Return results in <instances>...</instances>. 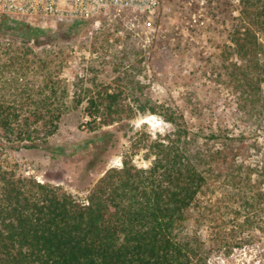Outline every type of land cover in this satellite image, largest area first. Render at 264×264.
I'll use <instances>...</instances> for the list:
<instances>
[{
	"label": "trees",
	"instance_id": "1",
	"mask_svg": "<svg viewBox=\"0 0 264 264\" xmlns=\"http://www.w3.org/2000/svg\"><path fill=\"white\" fill-rule=\"evenodd\" d=\"M241 3L246 20L232 37L234 51L254 64L234 76L249 113L263 99L256 69L264 48V3ZM0 25L8 26L4 20ZM48 64L37 65L47 70ZM38 87L50 94L31 97L27 116L0 100L1 146L61 152L49 142L69 107L54 82ZM119 98L106 90L89 99L84 115L90 132L133 116ZM164 118L173 127L146 145L149 166L137 167L133 150L85 198L0 168V264H210L213 254L246 245L257 246L264 258V157L247 163L234 139L194 130L177 107ZM103 139L97 135L98 143Z\"/></svg>",
	"mask_w": 264,
	"mask_h": 264
},
{
	"label": "rangeland",
	"instance_id": "2",
	"mask_svg": "<svg viewBox=\"0 0 264 264\" xmlns=\"http://www.w3.org/2000/svg\"><path fill=\"white\" fill-rule=\"evenodd\" d=\"M246 9L241 0H159L151 12L109 11L79 26L43 21L42 28L27 25L32 30L25 35L27 28L0 25L1 102L27 116L34 108L31 97L50 94L49 88L38 87L49 80L69 107L49 142L61 152L0 145V168L59 184L85 198L104 172L119 167L133 150V163L148 167L146 145L172 130L164 117L176 107L189 127L234 139L247 163L260 161L264 48L256 69L263 79V99L249 113L240 105L241 87L234 76L254 64L236 55L232 41L235 30L243 29ZM43 61L49 63L47 70L37 65ZM106 90L119 94L133 116L90 132L84 115L88 101ZM99 134L104 135L102 143ZM260 251L246 245L213 254L209 262L264 264Z\"/></svg>",
	"mask_w": 264,
	"mask_h": 264
},
{
	"label": "built area",
	"instance_id": "3",
	"mask_svg": "<svg viewBox=\"0 0 264 264\" xmlns=\"http://www.w3.org/2000/svg\"><path fill=\"white\" fill-rule=\"evenodd\" d=\"M158 3L159 0H0V21L39 28L43 21L64 20L73 25L109 11L151 12Z\"/></svg>",
	"mask_w": 264,
	"mask_h": 264
}]
</instances>
